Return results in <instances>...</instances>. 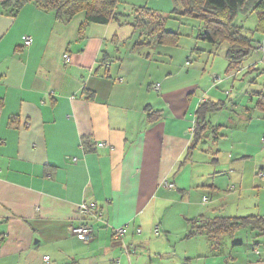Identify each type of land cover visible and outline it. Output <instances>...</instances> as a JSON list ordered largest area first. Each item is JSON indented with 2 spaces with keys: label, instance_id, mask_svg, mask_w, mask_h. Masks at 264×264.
<instances>
[{
  "label": "crops",
  "instance_id": "obj_1",
  "mask_svg": "<svg viewBox=\"0 0 264 264\" xmlns=\"http://www.w3.org/2000/svg\"><path fill=\"white\" fill-rule=\"evenodd\" d=\"M5 1L0 0V264H112L115 259L264 264L257 255L234 249L229 256L223 249L212 254L200 236L182 237L190 221L218 217L221 209L209 206L225 200L241 205L243 193L264 189V178L257 177L264 169V146L258 151L244 143L237 152L227 143L232 136L214 137L217 152L199 172L193 159L199 160L194 154L199 149L192 147L190 133L196 110L203 98L224 100L225 88L217 90L209 75L199 83L195 64L175 61L179 43L134 50L143 42L133 29L135 9L170 11L176 0H118L115 20L91 23L83 33V13L60 21L27 3L13 16L12 8L2 6ZM28 36L33 42L25 46ZM156 85L159 91L153 90ZM214 114L213 127L232 121L231 115L215 121ZM96 142H109L113 149L93 148ZM248 160L253 162L246 172ZM165 179L175 187H164ZM85 201L97 203L103 214L90 241L70 230ZM249 215L264 217V208L258 204ZM125 225L127 235L116 238L113 229ZM155 225L161 226L158 236ZM180 237L187 242L182 253ZM130 245L136 251L128 259L124 247Z\"/></svg>",
  "mask_w": 264,
  "mask_h": 264
},
{
  "label": "trees",
  "instance_id": "obj_2",
  "mask_svg": "<svg viewBox=\"0 0 264 264\" xmlns=\"http://www.w3.org/2000/svg\"><path fill=\"white\" fill-rule=\"evenodd\" d=\"M178 1L180 7L174 8L170 11H160L149 7L135 9L134 12L136 13V16L134 17L133 29L135 32L141 34L143 42L136 43L134 50H141L145 46L156 48L157 46L164 44H170L173 46L177 45L180 34L166 30L165 22L172 16L174 18L176 16H181L186 19L197 20L201 24L199 37L210 42L215 48L224 44L228 46L226 51V59L228 62L226 72H236L233 74V77L241 73L244 61L256 50V48L262 55L261 61H264V0ZM27 3L35 4L39 9L53 14V16L60 21H69L78 14L83 13L85 15V22L80 26V33H83L84 29L91 23L103 25L108 24L111 20H115L118 14L116 12L118 0H7L2 3V6L12 8L11 13L15 16V14L18 13ZM249 13H255L257 17V23L253 29V33L261 35L259 40H254L253 36H250L245 32L243 26H239L236 23V19L240 14L246 15ZM223 80V77L220 75L214 76V81H217V83H222ZM214 85H216V83H214ZM153 90L156 91L155 89ZM225 93L228 95L231 94L232 89H227ZM88 94L89 98L94 95L92 92H88ZM254 95L257 99L255 106L252 109H257L262 114L261 117L264 119V92H254ZM226 105L227 102L224 100L218 102L205 100L204 98L200 100L196 110V118L193 121L190 130L193 138L191 144L192 147L198 146L205 137V133L210 129L218 131L224 128V126H211L209 116L211 113L223 110ZM232 106L235 105L232 103ZM230 111H233V109L231 108ZM149 114L151 116L154 115L151 111H149ZM229 118L233 121V117L229 116ZM251 119L252 117H250V120ZM217 135L218 136L215 138L224 136L220 133ZM97 143L98 142L93 144V148L95 146L100 148L97 146ZM85 144L87 145V143L84 142V147ZM262 144L264 146V140ZM257 177L260 179L264 178V169L258 170ZM164 181L167 180L165 179ZM172 184L173 187H175V184ZM88 204H95V211L97 209L100 210L97 203L91 202ZM99 212L101 213V211ZM87 218L90 219L88 222H93L95 231V224H99L103 221V218L101 221H94L95 219L92 220V218H94L93 215H89ZM125 227H127L128 233L130 226L125 225ZM243 228H250L254 232L258 231L260 234H263L264 217L261 215H248L243 217L218 216L212 219L194 220L190 221V229L188 233L182 237L184 239H189L204 235L210 244L209 252L216 254L222 250L225 236L233 235L236 231ZM137 229L141 228L139 227ZM153 231L155 235H160L161 226L155 225ZM140 234H142V229L138 235ZM123 238L124 237H122V239ZM127 248L129 249V253L125 254L127 255V258L130 259L132 253H135L136 247L130 245V248ZM261 252L262 254H255L259 256V260H264V249L261 250ZM117 261H120V264H122L121 259H115L112 264H117Z\"/></svg>",
  "mask_w": 264,
  "mask_h": 264
},
{
  "label": "rangeland",
  "instance_id": "obj_3",
  "mask_svg": "<svg viewBox=\"0 0 264 264\" xmlns=\"http://www.w3.org/2000/svg\"><path fill=\"white\" fill-rule=\"evenodd\" d=\"M176 1L174 6L176 8L180 7L179 1ZM236 23L239 26H243L245 32L253 36L254 40H259L261 35L253 33V29L257 23L255 13L246 15L240 14L236 19ZM165 29L174 31V33H180L179 46L173 48L175 52L172 56L175 61H178L179 58H184L183 65L187 64L188 61L189 63L192 62V64H195L192 66L199 83H204V77L209 75L210 78H207L211 79V83L212 81L216 83L218 86L216 88L217 90L222 91V89L225 88L222 93L224 100L227 102V106L223 110L224 114L215 112L213 115H216L215 121L222 122V120H224V122H226V117L228 115L233 117V121H230V123L227 122L225 128L219 131L209 130L205 133V137L196 148L197 150L199 149V151L194 152V154L200 158L198 160L196 157H193V159L195 161L197 160L196 162L200 164L199 172L204 171L207 161L212 162V158L214 157L212 152H217V149L212 147L211 144H213L214 137H217V134L220 132H222L221 135L225 134V138L227 139L232 136L227 143L237 152L243 151L244 143L254 144L258 147L257 149L259 151L261 146H263L262 142L264 140V119L257 109L252 108L255 106L257 99L254 92H264V61H261L262 55L260 51L256 48V50L244 61L241 73L233 77V74L236 72H226L228 62L225 53L228 46L224 44L212 50L213 45L199 37L200 27L196 21L187 20L185 17L183 18L181 16H176L175 18L172 16L166 20ZM201 73L202 75H200ZM215 75L222 76L224 79L223 82L217 83V81H214ZM208 85H210V81ZM229 88L232 89V93L228 95L225 91ZM230 103L235 105L234 109L232 105H229ZM228 108H232L233 111H229ZM250 117H252L251 120H253V122H251V125H248L247 122L251 121ZM212 120L214 121V119ZM252 162V160H248L246 172L251 168L250 163ZM224 181L226 183L228 182L226 180ZM258 204H260L262 210V208H264V189L260 190V193L258 189L253 193H243L241 205H237L236 202L232 200H225L209 207L213 206L221 209L217 212V216H247L256 210ZM200 237L209 243L206 236L201 235ZM180 240L184 241L183 244L179 245L180 253H182L187 242L183 240L182 237H180ZM256 248L260 250L264 249V233L260 234L258 231L253 232L250 228H243L234 235L225 236L222 246V249L228 252V256L233 253V249L247 257L250 254L255 256ZM258 258L259 256L257 255V259ZM203 263L204 262H197V264Z\"/></svg>",
  "mask_w": 264,
  "mask_h": 264
},
{
  "label": "built area",
  "instance_id": "obj_4",
  "mask_svg": "<svg viewBox=\"0 0 264 264\" xmlns=\"http://www.w3.org/2000/svg\"><path fill=\"white\" fill-rule=\"evenodd\" d=\"M32 42H33L32 37L28 36V37H26L24 44H25V46H29L32 44ZM63 62L66 66L71 64V58H70L69 54L66 53L64 55ZM153 89H155L156 91H159L160 87L158 85H156V86H154ZM97 146L100 148L107 147V148L113 149V146L109 142H98ZM162 185L168 189L173 188V184L168 182V181H163ZM208 201H209V199L207 197H204L203 203L205 204ZM95 209H96L95 204H88L86 202L81 203L78 207V222H77V224L72 226L71 232L74 236L78 237L80 240L90 241L93 238V235L95 232L94 224H93V222L90 223V222L86 221V219H88L87 217L89 215H93L94 218H92V220L95 219L94 221H101L102 214L99 212L100 210L97 209L95 211ZM140 232H141V229L136 230L137 234H139ZM114 233H115L116 238L122 239V237H124L127 233V227L122 226L119 228H115ZM124 252L126 254L129 253V249L127 248V246H125ZM255 253L258 255L262 254L261 250L258 248L255 249ZM45 260L47 263H49L50 257H45ZM117 264H120V261H117Z\"/></svg>",
  "mask_w": 264,
  "mask_h": 264
}]
</instances>
